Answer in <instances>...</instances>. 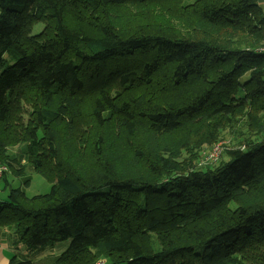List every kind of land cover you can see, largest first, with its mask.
Segmentation results:
<instances>
[{
  "label": "trees",
  "instance_id": "obj_1",
  "mask_svg": "<svg viewBox=\"0 0 264 264\" xmlns=\"http://www.w3.org/2000/svg\"><path fill=\"white\" fill-rule=\"evenodd\" d=\"M261 3L0 0V228L55 264H264Z\"/></svg>",
  "mask_w": 264,
  "mask_h": 264
},
{
  "label": "rangeland",
  "instance_id": "obj_2",
  "mask_svg": "<svg viewBox=\"0 0 264 264\" xmlns=\"http://www.w3.org/2000/svg\"><path fill=\"white\" fill-rule=\"evenodd\" d=\"M261 6L264 9V3H261ZM41 28H42V25H37L34 28V32L37 33L38 31L41 30ZM222 141L224 143H222V142L218 143L221 145V147L224 146V147H230L231 148V147L236 146L235 141L226 135L224 136ZM20 148L21 147L13 148V149L9 150V153H8L10 158H12V160H11L12 165L16 170L21 168L22 167L21 162H24V160L22 159L23 157H22V152H21ZM210 150L203 151V156H207V155L210 156V154L212 153V152H210ZM23 166L25 168V174L23 176L29 178V180H30L29 187L24 190L26 197L31 198L35 195H43V194L48 193L50 186L45 182V180L40 175L34 173L30 166H27L26 164H24ZM7 180H8V182H10V185L13 188H17V187L22 186V184L20 183V179L15 177L9 171H7ZM3 187H4V184L0 181V201H5L7 199L8 188H6L4 191ZM67 244H68V242H63V243L57 244L56 246H63L64 248H66ZM56 248H58V247H56ZM103 262L104 261H101L102 264H103Z\"/></svg>",
  "mask_w": 264,
  "mask_h": 264
},
{
  "label": "crops",
  "instance_id": "obj_3",
  "mask_svg": "<svg viewBox=\"0 0 264 264\" xmlns=\"http://www.w3.org/2000/svg\"><path fill=\"white\" fill-rule=\"evenodd\" d=\"M264 3V0H263ZM58 247V248H56ZM48 247L43 253L29 252L23 246H18L13 234L8 228H0V264H19L30 261L32 264H55L64 251L63 246Z\"/></svg>",
  "mask_w": 264,
  "mask_h": 264
},
{
  "label": "built area",
  "instance_id": "obj_4",
  "mask_svg": "<svg viewBox=\"0 0 264 264\" xmlns=\"http://www.w3.org/2000/svg\"><path fill=\"white\" fill-rule=\"evenodd\" d=\"M263 51H264V50H263ZM219 147H220V148H219ZM222 149H223V147H221L220 144H217V145L213 148V150L211 151L212 153L210 154V156H207V161H208V160H211V161L216 160V159L219 157V155L221 154ZM2 169H3V168L0 167V175H1ZM97 264H102V263H101V262H98Z\"/></svg>",
  "mask_w": 264,
  "mask_h": 264
}]
</instances>
